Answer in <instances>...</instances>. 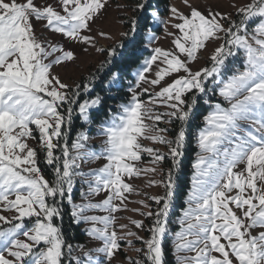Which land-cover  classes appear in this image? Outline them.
<instances>
[{"label": "snow or ice", "instance_id": "snow-or-ice-1", "mask_svg": "<svg viewBox=\"0 0 264 264\" xmlns=\"http://www.w3.org/2000/svg\"><path fill=\"white\" fill-rule=\"evenodd\" d=\"M182 3L187 11L135 0L114 40L94 32L110 0H0V264H114L127 237L144 245L136 249L144 258L130 264H169L166 245L175 264H264V0H233L228 12ZM36 22L103 59L65 82L55 67L79 56L38 35ZM202 105L210 111L192 133ZM97 136L98 146L90 143ZM193 142V171L177 206ZM145 155L150 168L138 166ZM158 169L161 179L148 186L163 194L145 193L129 209L125 194L141 193L128 181ZM123 211L144 218L128 219L147 238L118 224ZM66 212L93 247L68 242Z\"/></svg>", "mask_w": 264, "mask_h": 264}, {"label": "rangeland", "instance_id": "rangeland-1", "mask_svg": "<svg viewBox=\"0 0 264 264\" xmlns=\"http://www.w3.org/2000/svg\"><path fill=\"white\" fill-rule=\"evenodd\" d=\"M49 2L54 3L55 0H49ZM191 2L197 5L201 10H204L206 7L211 6L213 8H217L218 10L224 11V12L234 11L232 8L229 7L230 3L233 2V0H191ZM235 2L240 3V4H245L248 2V0H235ZM169 3H174L181 10L187 11V9L184 8L182 0H169ZM117 5H122V4L110 1V7H108L104 18L102 20L97 21V24L94 26V32L95 30L103 29L104 31L109 32L113 36L114 40L119 39V33L125 30V28L120 24V20L125 15L127 16L132 15V11H131L132 6H128V8L121 9V8H118ZM35 30L38 35H41L42 37H48L53 41L62 42L64 43L65 48H72L77 52L79 56V60L77 61L76 64H67L64 67H60V66L55 67V72L58 73L65 82L71 83L73 81H79L83 76H86L90 71H94L97 62L103 59L102 56H99L95 54L94 52L90 55L83 54L79 46L71 42L61 41V38L59 37V35H52L51 33H49L47 29H44L42 27V24L39 22L35 23ZM159 34L161 36V46L165 48L170 47L169 40L163 38L162 32H160ZM98 40H99V45H102L105 47L113 43V41H110V40H105V39H100V38H98ZM205 56H207V53H205ZM204 64H205V59L201 58L199 61V66H204ZM193 66L195 67L197 65L194 64ZM204 108L206 110L203 113V115L200 117V126L196 129V132L200 127L204 126L202 117L207 112L210 111L208 106H204ZM161 126H165V125H161ZM101 139H102L101 137L97 136L90 143L98 146L101 143ZM29 143L33 147H38V144L36 141H29ZM142 143H144L148 147H153V146L158 147L161 152H165V153L167 152V149L165 148L164 145H153L147 140H142ZM193 146L195 148L194 142H193ZM192 157L194 160L195 158L194 152H193ZM165 162L162 165V169L164 173H166L168 170ZM102 164H103V161L95 162L90 165H87L86 168L87 167L97 168V167H100ZM138 166L141 168L152 167L153 165L151 163V157L145 155L143 160L140 162ZM152 179H155V180L161 179V174H160L159 169H158V173L155 176H153L151 173L141 174L139 177H133L130 181H128L129 183L133 185L135 189H137L141 193L140 195H137L136 193H131V194L126 193L125 194L128 197V201H130L128 203L129 209L140 207V205L136 202L141 199H145L146 198L144 195L145 193L147 195H162L163 194L162 187H149L148 186V181ZM74 198L77 202H81L82 197H81V193L79 190H77L74 193ZM103 198L104 197L101 194L100 196L95 197V201L98 202L102 200ZM2 214L9 216V217L12 215L9 212H3ZM93 214L103 215L105 213L97 212ZM116 215L118 217V224H129V230L133 232H138L140 236L147 238L148 233L146 231H140V230L135 229L129 223V219H128V218H131V219L139 220V219H144V218L140 217L137 213H134L132 211H123V212L117 213ZM57 223H59V221H57ZM148 223L149 221L145 220V224L147 225ZM73 227H74L73 233H71L68 236L69 243H72L74 245L77 243H81V244H85L89 248L94 246V243L91 242L89 238L83 233L82 227H77L74 224H73ZM258 231L259 229H257L254 232V234H256V232ZM21 238L23 239V237ZM127 240H131L132 244L129 245L127 243ZM127 240L121 241V249L116 255L114 264H130L129 258H131L132 260L144 258L143 253L136 252L137 248H143L144 245L139 240H137L135 237H127ZM172 260L174 261L173 256H172Z\"/></svg>", "mask_w": 264, "mask_h": 264}, {"label": "trees", "instance_id": "trees-1", "mask_svg": "<svg viewBox=\"0 0 264 264\" xmlns=\"http://www.w3.org/2000/svg\"><path fill=\"white\" fill-rule=\"evenodd\" d=\"M115 3H121L122 5H128V6H134L135 0H110ZM164 2H169V0H161V3L163 4ZM205 108L202 105L200 108L199 113H197L195 120L192 122V128L191 131L192 133L196 132V129L200 126V117L203 115L205 112ZM197 121V122H196ZM193 143L189 145L185 157L183 159L182 165H181V170L179 173V180H178V188H177V197H176V203L177 206L181 205L185 199V193L188 190L189 187V181H190V176L192 174V160H193ZM167 168L170 166V162L166 160L165 162ZM45 175H49L48 170H45ZM63 230L66 236V239L69 240V235L73 233L74 227L72 224V221L70 217L68 216L67 212L64 215L63 219ZM166 251H168V255L166 256V260L169 262V264H175V262L172 260V255L170 251V245H166Z\"/></svg>", "mask_w": 264, "mask_h": 264}]
</instances>
